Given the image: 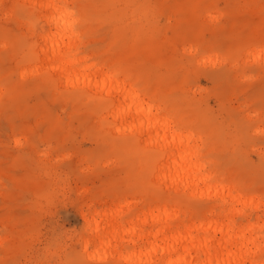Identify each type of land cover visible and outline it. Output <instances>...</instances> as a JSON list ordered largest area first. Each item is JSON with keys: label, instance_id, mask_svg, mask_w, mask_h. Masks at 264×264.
<instances>
[{"label": "rangeland", "instance_id": "374dc122", "mask_svg": "<svg viewBox=\"0 0 264 264\" xmlns=\"http://www.w3.org/2000/svg\"><path fill=\"white\" fill-rule=\"evenodd\" d=\"M106 75L168 134L113 121ZM202 242L264 264V0H0V264H204Z\"/></svg>", "mask_w": 264, "mask_h": 264}, {"label": "bare ground", "instance_id": "6f19581e", "mask_svg": "<svg viewBox=\"0 0 264 264\" xmlns=\"http://www.w3.org/2000/svg\"><path fill=\"white\" fill-rule=\"evenodd\" d=\"M47 7L50 8V14L47 16L48 23L54 21L56 24H60L59 22L63 23L67 20V14L64 12L63 8L55 6L53 3H49ZM56 14L58 15L55 16ZM64 36L65 33L63 34L62 31L56 30L44 37V39L50 43L49 56L60 62L58 72L67 76L70 71L69 66L72 65L74 61H64V56L72 47L71 43L64 42ZM94 86L99 90H103L104 87L107 86L110 88V91L121 92V97L112 98V100L109 101L114 107L112 119L113 121L118 120L120 124L134 123L133 127L138 129V138L144 136L150 139L151 137L157 136L159 133L168 134V122L151 115V108L146 106L144 100L139 99L137 93L132 90L131 87L126 86L124 82H118L116 79L106 75L102 78L100 77L99 80H95ZM167 137H170V140L159 147L160 154L164 156L165 160V162L162 163V167L165 169L163 174L173 179L186 178L196 167L190 160L193 153L185 155L182 152V147L185 146H182V141L177 135L172 134L167 135ZM185 162L188 163L186 167H184ZM235 242L236 240H231L230 236H228V239L225 241L226 245L234 244ZM246 243L247 242L241 238L238 250L244 247ZM217 246L216 249H220L221 243L218 242ZM184 249L185 247L181 248V250ZM201 249L204 255V264H242L241 258L243 253H231L230 250H226L225 254H223L221 250L210 252L204 242H202ZM173 250L174 248H170L169 252ZM191 260L192 257L189 254L180 253L173 261L170 258L168 264H190Z\"/></svg>", "mask_w": 264, "mask_h": 264}]
</instances>
